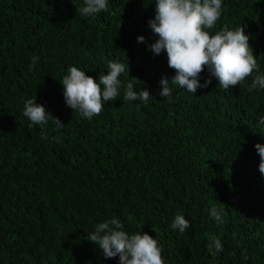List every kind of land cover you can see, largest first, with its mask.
<instances>
[{
	"label": "trees",
	"instance_id": "obj_1",
	"mask_svg": "<svg viewBox=\"0 0 264 264\" xmlns=\"http://www.w3.org/2000/svg\"><path fill=\"white\" fill-rule=\"evenodd\" d=\"M155 2L108 0L84 17L76 11L84 0H0V264H119L87 240L113 217L129 234L156 238L165 264H264V174L254 147L264 144V89L247 91L253 73L225 91L205 69L207 88L193 95L170 85L171 98L160 96V80L175 71L148 47ZM222 2L210 34L247 25L264 72V0ZM111 60L128 62L134 91L153 98L125 100L121 74L117 99L82 118L60 82L73 66L98 81ZM35 97L63 128L32 125L23 111ZM213 206L224 223L211 217ZM178 213L190 222L182 234L170 227Z\"/></svg>",
	"mask_w": 264,
	"mask_h": 264
},
{
	"label": "clouds",
	"instance_id": "obj_2",
	"mask_svg": "<svg viewBox=\"0 0 264 264\" xmlns=\"http://www.w3.org/2000/svg\"><path fill=\"white\" fill-rule=\"evenodd\" d=\"M107 7L108 0H84V6H76V11L84 17H93ZM223 10L222 0H156L155 17L148 21L156 39L148 47L154 55L166 53L168 67L175 71L171 81L162 77L159 82V95L164 99L172 96L170 85H179L193 95L198 88H207L212 83L211 78L200 83L201 73L205 69L225 91L243 84L253 73L256 75L247 91L251 93L264 89V72H261L258 58L249 44V36L245 35L247 25H240L234 30L224 26L215 34H210L209 30L214 28ZM137 42L144 43L145 38L139 36ZM37 59L32 58L33 67ZM108 69L107 74L99 75L98 81L74 66L62 78L60 83L64 88L66 105L73 112L78 111L82 118L91 120L99 116L105 102L117 99L122 84L121 74L129 78L125 100H138L146 105L153 98L144 87L134 91V85L139 80L129 76L128 62L126 66L111 60ZM23 115L32 125L46 126L51 121L58 129L65 126L44 105L38 104L36 97L25 101ZM259 123L264 124V117ZM254 147L260 157L259 171L264 174V144L258 143ZM210 215L218 223H224L222 212L217 207H211ZM170 227L182 234L190 227V222L182 213H178ZM87 240L102 250L105 259L118 256L119 264H165L162 247L156 238L142 231L129 234L116 217L98 223ZM209 240V250L215 249L213 255L223 251L221 240L214 234L209 236Z\"/></svg>",
	"mask_w": 264,
	"mask_h": 264
}]
</instances>
